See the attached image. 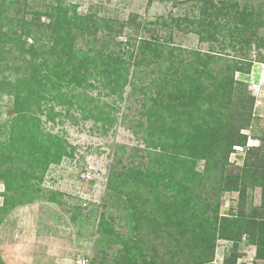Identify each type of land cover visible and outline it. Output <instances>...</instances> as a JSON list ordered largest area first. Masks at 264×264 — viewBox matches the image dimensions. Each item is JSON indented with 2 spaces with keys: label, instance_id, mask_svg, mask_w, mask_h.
<instances>
[{
  "label": "trees",
  "instance_id": "obj_1",
  "mask_svg": "<svg viewBox=\"0 0 264 264\" xmlns=\"http://www.w3.org/2000/svg\"><path fill=\"white\" fill-rule=\"evenodd\" d=\"M167 1L177 9L186 5ZM257 1L254 5L248 0H193L183 14L137 21L136 15L120 20L98 18L95 11L82 14L77 5L68 7L63 0H0V94L11 98L8 107H0H6L10 118L7 126L0 125L4 187L0 226L11 210L36 200L49 167L70 155L61 137L45 132L41 117L49 122L70 119L69 112L76 108L84 120L109 127L116 120L110 111L99 110L97 103L108 97L121 100L128 93L129 97L143 94L136 133L142 134L149 164L144 173L133 166V160L143 157L135 151L128 156L130 163L116 171L122 156H118L120 147H113L116 168L109 170L107 189L117 194L121 206L125 204L121 198L127 199L126 223L134 219L136 231L146 227L174 236L176 250L169 264H210L218 241L250 234L255 223L242 207L230 219L218 215L210 219L206 214L213 196L207 193L198 203L195 187L201 183L204 188V177L211 176L215 196L235 191L242 199L244 194L247 177H224V173L235 148L246 155L242 172L250 170L255 151L246 147L247 135L241 133L252 119L254 98L235 74L249 75L255 63L264 64V2ZM162 30L170 33L167 40L158 37ZM172 33L194 34L200 43H208L209 50L191 49L181 58L183 51L172 42ZM149 65L148 72L142 70ZM54 106L64 111L54 112ZM170 179L175 183L168 196L162 190H171ZM195 180L197 185L187 184ZM142 189H148L150 199L140 201ZM57 196L51 194L47 202L61 206ZM193 210L203 217L191 215ZM67 212L72 222L81 217L80 207ZM105 220L104 213L99 214L97 230L101 239L105 236L123 245L121 264H159L140 254V236L133 242L120 238ZM254 231L258 249L251 264H263L264 217ZM238 258L234 250L233 255L226 251L223 264H236ZM0 264H4L1 259Z\"/></svg>",
  "mask_w": 264,
  "mask_h": 264
},
{
  "label": "rangeland",
  "instance_id": "obj_2",
  "mask_svg": "<svg viewBox=\"0 0 264 264\" xmlns=\"http://www.w3.org/2000/svg\"><path fill=\"white\" fill-rule=\"evenodd\" d=\"M179 1H185V6L193 4V0ZM233 1L243 2L244 0ZM261 1L264 2V0ZM248 2L254 5L259 3L257 0H248ZM63 4L68 7L77 5V11L82 14L95 11L98 18L120 20L136 15L137 21L143 19L151 21L159 17L165 18L169 13L177 16L186 12L185 6L177 9L172 6V1L167 0H153L151 3L149 0H63ZM41 20L47 22L46 18ZM124 32L132 33L131 29H124ZM158 35L160 40H167L170 33L162 30ZM172 37V42L180 47V51H183L180 53L181 58L186 57L188 55L186 52L191 49H198L202 53L209 50L208 43H200L198 36L194 34L172 33ZM119 40L122 38H118ZM227 54L233 55L231 52ZM150 69V65L142 68L146 72ZM139 76L141 77V74ZM235 78L247 84L254 98L252 119L249 126L241 133L247 135L246 147L255 148V151L250 156L251 168L245 172H242L246 156L244 151L236 150L235 153L229 155L224 177L246 176L244 194L242 199H239L240 195L235 191L227 192L218 198L211 189L212 177L208 176L202 181L205 184L204 188L201 183L200 186L195 187L197 190L195 194H198V199L195 200L201 203L209 193L213 199L210 200L212 209L207 212V217L211 219L212 216L218 215V218L230 219L231 215H237L239 207H242L246 217L251 219L255 225L249 228L250 234H243L230 241H218L210 264H223L225 252L231 251L233 255V250L239 257L236 264H248L249 260L255 259L258 246L253 240L255 236L252 235L255 233L256 224L264 217V64L255 63L249 75L236 73ZM96 93L93 92V95ZM142 100L143 94L129 97L128 93H124L121 100L102 98L97 103V108L105 112L110 111L116 120L115 124L109 127L93 120H84L76 108L69 112L70 119L57 117L54 122H49L46 121L45 116L41 117V125L45 132L61 137L66 142L70 155L68 158H63L58 165L49 167L38 185L40 192L37 193V198L32 204L13 209L2 218L0 259L4 264H81L82 261L85 264H100V262L121 264L125 254V250H122L123 245L111 243L105 236L101 239L102 235L97 230L99 214L103 213L107 224L120 238H127L133 242L140 236L141 245L139 247L141 249L139 252L143 257L154 258L159 264H169L168 261L176 250L173 243L174 236L168 237L164 232L157 234L146 227L141 231H136L133 228L134 219L129 224L126 223L127 214L124 209L128 205L127 199L121 198V201L125 202L121 206L117 194L107 189L109 170L113 171L115 167L114 146L120 147L118 156H122L116 171L121 166H127L130 163L128 156L135 151H138V157H143L133 160V166H140L143 173L148 168L149 159L143 150L145 144L142 141V134L136 133ZM10 101V97L0 94V107L5 104L8 107ZM6 107L4 109L3 106L2 110L0 108V125L7 126L10 118L5 114ZM62 111L59 106H54V112L62 113ZM144 120L142 118V122H145ZM238 121L240 120H236ZM104 128H107L106 133L102 131ZM4 130L8 131L6 127ZM123 148L125 151H122ZM256 148L259 151H256ZM261 150H263L262 153ZM202 168L203 162H200L197 169L201 171ZM179 177L183 179V175L180 174ZM170 180L171 190H162L168 196L172 193L175 183L173 179ZM189 183L190 185L198 184L196 180L188 181L187 184ZM3 190L4 187L0 183V193ZM132 191L134 190L127 189L126 192ZM147 191L148 189L140 191V201L150 199ZM203 191L206 194H203ZM54 193L60 195L55 199L61 201V206L47 202L50 195ZM217 200L219 207L215 211ZM2 202L3 197L0 196V205ZM75 207L81 208V217L76 222H72L71 212L67 211ZM145 210L148 211V208ZM191 215L199 216V219L203 217L197 210H193ZM193 223L195 221L188 220V224Z\"/></svg>",
  "mask_w": 264,
  "mask_h": 264
},
{
  "label": "built area",
  "instance_id": "obj_3",
  "mask_svg": "<svg viewBox=\"0 0 264 264\" xmlns=\"http://www.w3.org/2000/svg\"><path fill=\"white\" fill-rule=\"evenodd\" d=\"M236 150H237V151H239V150L241 151V148H235V151H236ZM251 261H252V260H249V263H248V264H251ZM81 264H85V262L82 261Z\"/></svg>",
  "mask_w": 264,
  "mask_h": 264
}]
</instances>
